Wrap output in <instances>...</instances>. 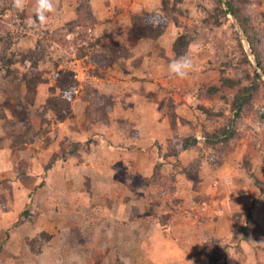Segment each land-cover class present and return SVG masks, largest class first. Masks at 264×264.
<instances>
[{"label": "rangeland", "instance_id": "obj_1", "mask_svg": "<svg viewBox=\"0 0 264 264\" xmlns=\"http://www.w3.org/2000/svg\"><path fill=\"white\" fill-rule=\"evenodd\" d=\"M96 1L54 0L56 10L48 14L46 22L43 23L36 16L37 0H25L22 9L25 12L24 19L11 9L1 15L0 24H3V27L1 26L0 31L9 32L13 44L5 51H0V136L8 135L12 160L24 162L22 159L26 157L27 161H32L38 167L35 173L46 170L45 164H49L53 158L54 161L66 159V147L64 151L61 146H67L69 143L66 135H63L64 132H60L61 122L67 121L64 123L66 133V128L70 126L73 129V122L78 119L82 120L85 127L95 128V132H99L98 127H109L93 121L87 113L89 98L85 93L88 87L111 96L116 100L115 105L119 101V97L113 92L110 94L105 91L103 83L110 79L109 76L106 77L104 69L110 66L116 69L118 56L113 50L107 49L114 45L108 41L104 43L97 28L110 21L120 9L116 10L112 3H107L103 13H100ZM163 1L165 0H150L152 7L150 5L131 13L130 20L127 19L129 22L116 32L128 37L127 28L130 27L137 33L140 31V34H147L151 41L164 34L165 37L158 42V48L154 46V42L152 44L169 63L173 60V51L170 57L166 56V48L169 49L171 43L167 40L169 34L177 37L185 26L197 24L202 28L200 32H206L207 36L201 38L202 35H198L189 46V54L192 53L193 45L198 51L192 54V59L195 58L194 70L184 78L188 83L184 87L186 89L182 87L179 92L176 89L180 88L175 86L163 91L161 95L158 108L165 117L167 116L171 132H159V135L152 139L157 154L155 153L150 166L140 171L133 167L136 162L140 164L142 157L146 158L148 154L145 152L146 147L140 145L134 155L119 152L115 157L107 159L110 163L120 162V166L127 164L128 168H124V171L135 177L131 181L134 184L129 188L132 193L137 194L132 202L139 208L129 212L126 220L129 223L137 221L136 231L124 229L101 240L99 237L102 233L99 232L98 225L95 226V217L92 215L90 225L92 229L96 228V233L92 230L94 234H87L86 241L81 239L82 236L77 237L66 247L57 242V252L54 253L60 258H55L54 264H264V195L258 192L242 163L243 158L248 156L255 175L264 179V124L252 114L241 117L237 121L236 129L239 137L231 140L233 148L218 166L213 162L217 156L214 149L204 144L205 132L222 125L232 113L228 104L216 95L212 98L197 96L201 87L218 83L221 70H224L226 75L244 78L243 70L234 67L238 55L234 34V25L238 29L237 23L229 16L220 26L203 25L201 19L205 15L204 8L211 7L210 0H180L177 5L184 14L175 12L180 26L171 20L161 35L153 37L144 27L135 25L132 17L141 15L144 11H160ZM173 1L166 0L169 4ZM1 2L3 0H0ZM259 9H264V2L261 5L256 2L248 5L252 15H256ZM4 35L6 37V34ZM241 39L243 41L242 37ZM31 50H40L42 54L35 73L30 67L31 61L22 65L18 60L21 52ZM12 54L15 55V63L10 65L13 71L10 76H4L3 62ZM103 54H106V58H113L104 63ZM232 58L234 60L230 62ZM104 64L106 65L103 66ZM23 72L28 74L25 80L22 78ZM191 74L196 76L194 81L191 80ZM32 76L35 77L34 82L28 80ZM97 78H103V82ZM69 87H74L73 98L68 113L60 120L53 109L46 107L47 99ZM174 95L178 100L176 103ZM180 98H184L185 102L184 99L179 100ZM200 104L213 109V112L223 111L224 115L208 118L199 108ZM259 106L264 110L263 99L256 102V107ZM170 110L175 113V136L178 145L183 137L191 134L197 143L185 151H180L176 156L164 157L163 153L168 150L173 139ZM112 124L124 139L136 135L132 132V125L122 124L121 127L115 117ZM74 134L81 137L78 133ZM54 140L57 141L60 151H54L50 155L46 147ZM79 141L84 146L88 144L87 138ZM83 152L85 158L93 156L84 149ZM74 155L75 162H82L81 153ZM16 171H19V168ZM106 171L112 174L114 172L115 175L120 169L115 167ZM107 176L106 174L104 177ZM150 178H153L151 183ZM112 179L113 182L116 181L114 176L110 178ZM122 180L124 182V179ZM219 180H222V183H232L234 194L225 198L213 192L221 188ZM118 191L117 189L114 192L120 197L121 192ZM78 201L76 198L74 203ZM22 217L31 223L34 220L33 214H24ZM243 226L244 229L241 230ZM89 235L92 240L88 238ZM72 238L70 233L65 235L66 241ZM49 240V234L45 233L32 238V241L26 239L27 247H24L19 255L32 259L38 254L45 259L52 254L49 243L52 239ZM55 254L52 255L55 257Z\"/></svg>", "mask_w": 264, "mask_h": 264}, {"label": "crops", "instance_id": "obj_2", "mask_svg": "<svg viewBox=\"0 0 264 264\" xmlns=\"http://www.w3.org/2000/svg\"><path fill=\"white\" fill-rule=\"evenodd\" d=\"M107 3H112V6L120 11L110 21L98 26L97 29L98 34L103 37L104 43L108 41L114 45L107 49L113 50L112 52L118 56V59L115 64L116 69L112 66L104 69L106 77L109 76L110 79H106L105 82L102 81L103 78L97 79L99 81L101 79L100 82L104 83L107 93L112 94L113 92L115 96L119 97L111 117L125 119L132 125L131 129L137 133L134 137L124 139L112 123L105 129L98 127L99 132H95V128L85 127L80 119L73 122V129L68 125L66 133L64 123L67 121L61 122L60 132H64L63 135H66L69 144L67 146L62 144V148H60L64 150L66 147L67 157L62 161L55 160L49 166L46 163V170L42 173H35L38 171V167L32 161H27L26 157L22 159L24 162L21 160L14 162L13 157L9 154L8 135H1L0 264H54L55 258H60L57 253H54L57 252L55 246L57 242L66 247L77 237L82 236L81 239L86 241L87 234L96 233L97 230H94L96 228L92 229V225H90L92 215L95 217V220L93 219L96 221L95 226L98 225L99 232L102 233L99 237L101 240L124 229L136 231L137 221L135 220L133 223L136 222V224H133L126 220L129 212L139 208L132 202L135 201L134 198L137 194L132 193L129 188L134 184L131 181L135 177H131L127 171H124V168H128L127 164L124 166L122 162L123 165L120 166V162L112 161L110 163L107 159L115 157L119 152L121 154L133 153L134 155L140 145L146 147L145 152L148 154L146 158L142 157L140 164L136 162L133 167L136 171L148 168L157 154L152 139L159 135V132H171L167 116L165 117L158 108L162 99L161 95H163V91L171 87L175 88V86L180 88L176 89L180 92L182 87L186 89L184 87L188 83L184 78L169 74V62L162 58L165 56H161V51L155 49V47H159L158 42L162 37H165L164 34L151 41L147 34H140V31L137 33L130 27L127 28V32L130 33H128V37L116 32L118 28H122L129 22L127 19L130 20L131 13L138 12L140 11L138 9L144 7H150V0H97L95 4L100 13H103L104 5ZM156 7L157 5L153 10ZM175 37V35L169 34L168 39L166 38L171 42L169 49L166 48L168 57L172 52L171 44ZM194 79L196 76L191 74V80L194 81ZM183 99L179 100L183 101ZM177 101L174 95V102ZM74 133H78L81 137ZM82 138H87L88 144L85 146L79 143V139ZM58 148V143L54 140L49 147H46V151H50L51 155L54 151H60ZM83 149L92 153L93 156L85 158L82 155ZM74 153H81L82 162H75ZM25 162L27 163L25 164ZM115 167L119 168L120 172H115V175H113L114 172L113 174L112 172L107 173V169ZM18 168L19 171H16ZM106 174L108 176L104 177ZM112 175L115 182L113 179L110 180ZM219 183L221 188L213 190L218 196L226 198L227 195L234 194L232 183H222V180H219ZM119 184L120 186H118ZM106 186L108 188H105ZM93 187L97 189L96 192ZM87 189L88 192H86ZM117 189L118 192H121L120 197L117 192H114ZM76 198L79 201L74 203ZM73 205H75V210L72 209ZM24 214L30 216L33 214L32 223L22 217ZM113 224L114 228L112 229ZM92 230L95 232L93 233ZM42 233L49 234V241L52 239L51 242H48L50 243V253L55 254V257L50 254L43 259V256L36 254L32 259H26L19 255L21 250L27 247L26 239L32 241V238L38 237ZM67 233L73 237L70 241L65 240ZM88 238L92 240L91 235Z\"/></svg>", "mask_w": 264, "mask_h": 264}, {"label": "trees", "instance_id": "obj_3", "mask_svg": "<svg viewBox=\"0 0 264 264\" xmlns=\"http://www.w3.org/2000/svg\"><path fill=\"white\" fill-rule=\"evenodd\" d=\"M179 1L180 0H174L173 3L169 4L165 0L162 2L160 11H144L141 15H133L132 19L134 24L144 27L145 30L153 37L161 35L171 20L175 22L177 26H180V22L178 21L175 12L184 14V11L179 5H177V2ZM210 2L211 7L204 8L205 15L201 19L202 24L208 27H217L222 24L223 20L228 19L229 16L234 17L245 34L246 40L249 43V47L255 58L258 68L264 74V9H259L256 12V15H252L248 10V5L251 3L256 2L258 5H261L264 0H210ZM8 9L16 11L19 17L24 19V10L18 12L11 0H3V2L0 3V18L1 15H3V13H5ZM2 25L3 24H0V28ZM234 27V34L238 49V55L234 67L239 70H243L244 78L226 75L224 70H221L217 84L201 87L197 93L198 97L206 96L208 98H212L213 95H216L218 98L228 104V108L232 113V116L228 117L222 125L214 128L211 131L205 132L206 137L204 144L214 149V153L217 156L214 158L213 162L218 166L223 163L224 157L227 155V153H229V151L232 150L233 147L230 144L231 140L235 137H239L236 129L237 121L241 117L252 114L258 119V121L264 124V110H261V106L256 107V102L258 100H264V79L250 60L245 49V45L240 37L239 31L235 25ZM2 30L5 29L2 28ZM200 30H202L201 27H199L197 24H193L190 26H185L184 29L179 32L172 43L173 59L179 58L188 53L189 46L196 40L198 35H202L201 38H205L207 36L206 32H200ZM4 34H6V37L8 38H6ZM0 41L2 44L0 51H5L13 44V40L10 38V34L7 31H0ZM103 55L105 56V58L102 59L104 63L106 60L110 62L111 58H113L112 56H108L106 58V54ZM40 58H42L40 50L39 52L36 50H31L27 52H21L20 58L18 60L22 65H24L27 61H31L30 67L35 73L37 72L38 61ZM5 59L6 60L3 62L4 76H10L13 71L10 65L15 63V55L12 54V56H8ZM233 60V58L230 59V62H233ZM105 65L106 64L103 66ZM27 75L28 74L26 72H23L22 78L25 80ZM22 78L18 79L21 80ZM28 80L34 82L35 77L32 76ZM73 90L74 87L64 88L57 95H53L47 99L46 107L53 109L60 117V120H63L64 116H66L68 110L70 109L71 100L73 98ZM85 96L89 98V107L87 113L92 118V120L97 123H102L103 125L109 126L113 121L111 114L113 112L116 100H114L111 96L105 95L97 90L91 89L90 87H88V91H86ZM199 108L207 114L208 118L217 115H224L223 111L213 112V109L203 106L202 104L199 105ZM169 113L171 115L173 139L170 141L168 150L163 153L164 157L176 156L180 151H185L190 146H193L197 143L195 137L191 134L183 137L182 142H180L178 145L176 142L177 137L175 136L177 128L175 113L171 110ZM116 120L121 127L122 124H127L128 126L131 125L125 119L116 118ZM132 132L134 135L137 133L134 130H132ZM53 161L54 158L51 160V162ZM242 163L258 192L261 195H264V179H260L255 175L252 170L249 157H244ZM151 180H153V178H150V183ZM149 181H146V183ZM243 229L244 226L241 228V230Z\"/></svg>", "mask_w": 264, "mask_h": 264}, {"label": "clouds", "instance_id": "obj_4", "mask_svg": "<svg viewBox=\"0 0 264 264\" xmlns=\"http://www.w3.org/2000/svg\"><path fill=\"white\" fill-rule=\"evenodd\" d=\"M24 3L25 0H13L14 7L20 10L23 9ZM55 10L54 0H37L36 16L40 22H46L48 14L55 12ZM197 51L198 49L193 45L191 54L186 53L179 58H174L168 65L169 74L181 79L188 77L195 67L192 54Z\"/></svg>", "mask_w": 264, "mask_h": 264}, {"label": "water", "instance_id": "obj_5", "mask_svg": "<svg viewBox=\"0 0 264 264\" xmlns=\"http://www.w3.org/2000/svg\"><path fill=\"white\" fill-rule=\"evenodd\" d=\"M233 19H234L235 22L237 23V21H236V19H235L234 17H233ZM237 26H238V31H239L241 37L243 38V43H244V45H245V49H246V51H247V53H248V55H249L250 60L252 61V63L254 64V66L257 68L258 72L261 73V75H262V77H263V79H264V74H263L262 71L258 68V66H257V64H256L255 58H254V56H253V54H252V52H251V49H250V47H249V43H248L247 40H246V37H245V34H244L242 28L238 25V23H237Z\"/></svg>", "mask_w": 264, "mask_h": 264}, {"label": "built area", "instance_id": "obj_6", "mask_svg": "<svg viewBox=\"0 0 264 264\" xmlns=\"http://www.w3.org/2000/svg\"><path fill=\"white\" fill-rule=\"evenodd\" d=\"M197 138H200V136H196Z\"/></svg>", "mask_w": 264, "mask_h": 264}]
</instances>
